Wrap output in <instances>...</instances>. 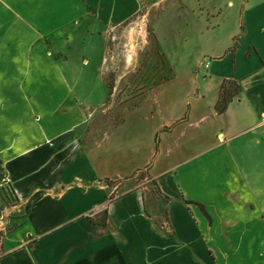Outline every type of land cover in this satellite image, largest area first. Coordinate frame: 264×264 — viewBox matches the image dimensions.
<instances>
[{"label":"crops","instance_id":"obj_1","mask_svg":"<svg viewBox=\"0 0 264 264\" xmlns=\"http://www.w3.org/2000/svg\"><path fill=\"white\" fill-rule=\"evenodd\" d=\"M96 2L0 0V194L12 202L0 224L18 221L0 264H264V0H177L178 49L204 67L182 100L156 88L105 127L98 70L82 52L50 56L33 13ZM227 80L240 92L219 113ZM233 181L250 196H206ZM247 200L260 213L223 211Z\"/></svg>","mask_w":264,"mask_h":264},{"label":"rangeland","instance_id":"obj_2","mask_svg":"<svg viewBox=\"0 0 264 264\" xmlns=\"http://www.w3.org/2000/svg\"><path fill=\"white\" fill-rule=\"evenodd\" d=\"M100 1L97 0L95 4L91 5V8L88 6V12L75 11L70 7L68 11L64 12H44L42 10L33 12L36 14V29L47 37L42 45L50 56L55 58L65 56L68 59L76 53L82 52L83 55L79 59L80 64L83 67L89 66L98 70L103 89L96 116L98 125L105 127L108 117L112 118V125L119 124L127 110L148 100L151 91L156 88L163 91L167 89V85H171L168 93L173 94L175 101L182 100L184 94L192 86L190 70L192 69L191 72L194 76L197 75V72L204 67L206 60L200 54L185 57L184 52H187L188 44L185 45V50L178 49L176 44L178 42L176 35L178 22L175 19L177 10L174 7L177 0H149L134 11H126L125 8L126 4L132 2L131 0H116L114 3L110 0H103V3ZM252 1L250 0V2ZM29 3L30 0H21V5H25V8ZM27 13L24 12L25 15ZM180 14L181 21L186 19V16L183 18L185 13ZM156 27L159 36L156 33ZM76 38L78 43L74 42ZM64 44L67 48L59 50L58 45ZM165 49L168 53L172 52L169 59ZM128 56L131 57L129 61ZM174 75L175 79L171 82ZM199 77L204 78L202 75ZM263 77L264 73L260 75L259 79ZM259 79H256L257 83L262 82ZM254 82L256 81L249 83L250 87ZM161 84H165V86L159 88L158 86ZM239 92L240 86L227 80L221 85L219 98L220 95H223L226 100H232ZM225 174L230 175L229 170ZM133 181L135 182V180ZM136 182L150 183L144 175L138 176ZM217 184V187L211 186L210 192L206 194L210 199L219 195L222 197L225 193L231 195L240 193L244 198L250 196V193H244L246 189L241 190L235 181L231 184L227 182L226 185L221 183L219 185V182ZM152 191L153 193L146 192V198L150 202L156 198V191ZM149 195L152 196V200ZM247 201L238 209L235 205L230 207L221 205V207L223 206V211L229 214L241 213V211L243 214L260 213L256 204L253 205ZM10 204L12 202L6 201L0 194V222L3 220L5 208ZM250 204L253 205L252 208ZM159 206L163 213L162 203ZM246 218L244 216V219ZM2 222L3 225L0 224L1 236L13 230L18 223V221L8 219ZM104 222V213L95 220V223L98 224H104ZM250 222L252 223L248 224L249 228L254 223ZM243 254L247 256L249 251L244 250Z\"/></svg>","mask_w":264,"mask_h":264},{"label":"trees","instance_id":"obj_3","mask_svg":"<svg viewBox=\"0 0 264 264\" xmlns=\"http://www.w3.org/2000/svg\"><path fill=\"white\" fill-rule=\"evenodd\" d=\"M230 100H226L224 97H223V95H220V98L218 99V102H217V104H216V110H217V112H222V111H224V109L226 108V106H227V104H228V102H229ZM3 197L4 196H6L7 197V199H9L8 198V196H7V193L6 192H4L3 194H1ZM5 198V197H4ZM6 200V199H5ZM9 201V200H8ZM9 202H11V201H9Z\"/></svg>","mask_w":264,"mask_h":264},{"label":"bare ground","instance_id":"obj_4","mask_svg":"<svg viewBox=\"0 0 264 264\" xmlns=\"http://www.w3.org/2000/svg\"><path fill=\"white\" fill-rule=\"evenodd\" d=\"M131 59V57L130 56H128V61Z\"/></svg>","mask_w":264,"mask_h":264}]
</instances>
